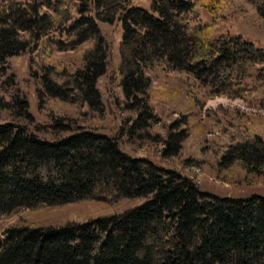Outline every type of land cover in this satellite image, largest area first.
<instances>
[{"label":"trees","instance_id":"obj_1","mask_svg":"<svg viewBox=\"0 0 264 264\" xmlns=\"http://www.w3.org/2000/svg\"><path fill=\"white\" fill-rule=\"evenodd\" d=\"M130 4L0 0V264H264V196L204 193L181 172L124 148L161 121L167 95L146 70L162 65L219 95H230L233 79L250 68L259 66L264 75V49L239 33L242 22L264 33V0H151V12ZM116 22L122 27L120 64L110 79L125 110L135 115L128 130H79L63 115L36 125L10 59L29 58L27 74L40 81V104L44 95L78 111L103 112L97 82L106 74L111 45L99 24ZM67 44L78 48V63H67L70 54H56ZM262 90L232 93L264 107V82ZM208 117V131L221 133L217 144L203 148L212 167L237 164L264 177V133L222 111ZM179 122L165 126L163 157L176 156L188 137ZM124 200L142 203L61 228L35 227L19 215L24 209Z\"/></svg>","mask_w":264,"mask_h":264},{"label":"rangeland","instance_id":"obj_2","mask_svg":"<svg viewBox=\"0 0 264 264\" xmlns=\"http://www.w3.org/2000/svg\"><path fill=\"white\" fill-rule=\"evenodd\" d=\"M130 6L151 12V0H131ZM99 29L105 34L111 45L106 74L97 82V90L102 95L104 103L105 110L103 112H93L88 108L78 111L69 103L53 100L42 94L44 101H41L40 104L35 95V88L41 90L40 81L37 79L38 77H35L37 81H32L27 74L29 58L26 55H21L10 59L16 82L29 103L30 113L34 117L36 125L50 124L52 123L51 117L63 115L65 118L74 120L75 127L79 130L94 128L107 135L112 132L116 133L120 129L128 130L135 115L125 110L120 93L114 87L115 83L110 79V74L120 64L118 45L122 27L120 23L116 22L113 25L99 24ZM219 29L221 26L217 30ZM239 33L245 40L264 49V33L253 25L242 22ZM77 49H71V46L67 44L62 50H57L56 54L59 58L70 54L71 57L68 58L67 63H70V60L78 63V57L75 55ZM259 70V66L250 68L242 77L233 79L232 92L236 90L239 93L244 91L246 93L263 92L264 75H260ZM146 75L153 86L164 89L167 95L165 103H162L160 109L161 121H157L148 135L145 133L131 139L130 142H125L126 147L124 148H130L131 155L135 158L148 159L165 170L181 172L204 193L229 198H246L255 194L264 196V177L245 173L237 164L229 166L228 169L221 168L216 171L212 167V162L207 161V153L203 150L211 142L217 144L219 142L217 138L221 136L220 132L208 131L211 123L208 114L221 113L222 111V113L234 115L250 128L264 133V107L259 102H248L232 92L230 95L212 94L210 86L202 87L200 82L194 81L192 77L184 73L170 71L162 65H158L155 70H146ZM175 120L180 121L177 127L188 129V137L182 142L176 156L163 157L167 139L165 126H169ZM2 121L9 122L7 118H3ZM141 203L137 200L118 201L114 204L83 201L24 209L19 215L35 227L61 228L69 224L86 223L100 217L121 214ZM16 218L17 216L10 219L9 225L13 224ZM0 236L2 237L1 231Z\"/></svg>","mask_w":264,"mask_h":264}]
</instances>
